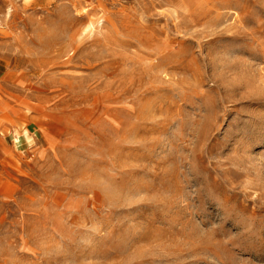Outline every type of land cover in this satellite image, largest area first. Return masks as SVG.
Instances as JSON below:
<instances>
[{
	"label": "rangeland",
	"instance_id": "374dc122",
	"mask_svg": "<svg viewBox=\"0 0 264 264\" xmlns=\"http://www.w3.org/2000/svg\"><path fill=\"white\" fill-rule=\"evenodd\" d=\"M0 264H264V0H0Z\"/></svg>",
	"mask_w": 264,
	"mask_h": 264
}]
</instances>
